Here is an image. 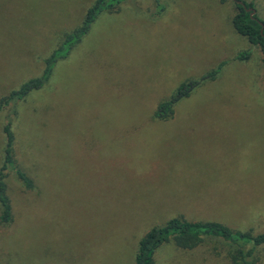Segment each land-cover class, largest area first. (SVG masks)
<instances>
[{
  "label": "rangeland",
  "instance_id": "374dc122",
  "mask_svg": "<svg viewBox=\"0 0 264 264\" xmlns=\"http://www.w3.org/2000/svg\"><path fill=\"white\" fill-rule=\"evenodd\" d=\"M96 0H0V99L44 69ZM253 3L264 19V0ZM102 11L50 82L0 110V167L13 219L0 222V264H135L141 238L175 217L264 231V63L234 28L233 0H124ZM248 52L249 57L239 59ZM225 64L175 105L185 81ZM1 213V208H0ZM208 238L160 246L155 264H233ZM264 264V247L258 251Z\"/></svg>",
  "mask_w": 264,
  "mask_h": 264
},
{
  "label": "trees",
  "instance_id": "16d2710c",
  "mask_svg": "<svg viewBox=\"0 0 264 264\" xmlns=\"http://www.w3.org/2000/svg\"><path fill=\"white\" fill-rule=\"evenodd\" d=\"M124 0H96L86 11L82 23L73 31L67 32L56 47L45 59L44 69L38 76L24 81L17 89H13L0 99V110L13 102L23 100L33 91L46 86L53 75L56 64L62 58L69 55L70 51L89 32L93 22L104 10L117 11ZM237 12L233 16L232 23L235 30L245 36L249 42L259 46L263 53L264 63V19L259 18L257 13L251 15L250 7L253 3L242 0H233ZM238 1H241L239 3ZM161 2V0H157ZM249 57L248 52L239 54V59ZM225 61L208 71L197 79L183 82L168 99L160 102L154 112L156 118L167 120L175 114V105L206 80H214L221 72ZM6 134V146L3 163L0 167V222L9 223L13 219L11 199L8 193L7 176L10 170L15 172L18 180L27 188L34 187L33 179L19 167L17 162L15 142L16 137L11 122L4 128ZM208 238H216L229 244L234 253L233 264H257L260 260L258 251L264 247V231L255 232L253 229L237 230L220 221L214 220H189L183 217H175L168 220L164 225L152 227L139 241L135 255V264H155V252L164 243L172 241L181 249L192 250Z\"/></svg>",
  "mask_w": 264,
  "mask_h": 264
},
{
  "label": "water",
  "instance_id": "95a60500",
  "mask_svg": "<svg viewBox=\"0 0 264 264\" xmlns=\"http://www.w3.org/2000/svg\"><path fill=\"white\" fill-rule=\"evenodd\" d=\"M239 3H241V1H238ZM251 10V15H254L256 13V10L253 7H250Z\"/></svg>",
  "mask_w": 264,
  "mask_h": 264
},
{
  "label": "crops",
  "instance_id": "0c3cea01",
  "mask_svg": "<svg viewBox=\"0 0 264 264\" xmlns=\"http://www.w3.org/2000/svg\"><path fill=\"white\" fill-rule=\"evenodd\" d=\"M118 11V10H117ZM117 11H111V12H117ZM174 116V115H173Z\"/></svg>",
  "mask_w": 264,
  "mask_h": 264
}]
</instances>
